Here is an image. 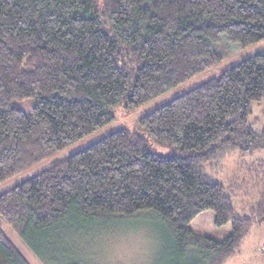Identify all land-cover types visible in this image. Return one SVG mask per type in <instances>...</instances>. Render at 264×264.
Wrapping results in <instances>:
<instances>
[{
    "label": "trees",
    "instance_id": "obj_1",
    "mask_svg": "<svg viewBox=\"0 0 264 264\" xmlns=\"http://www.w3.org/2000/svg\"><path fill=\"white\" fill-rule=\"evenodd\" d=\"M221 37L263 40L264 0H0V184L48 160L0 194V216L44 264L71 229L145 211L168 225L178 264H225L264 224L263 158L243 163L242 184L208 170L264 154V128L249 123L264 100V51L48 165L112 123L114 107L137 109L219 64ZM29 99V112L14 106ZM246 192L258 200L239 211ZM206 211L216 228L231 224L223 240L193 229ZM0 264H31L1 225Z\"/></svg>",
    "mask_w": 264,
    "mask_h": 264
},
{
    "label": "rangeland",
    "instance_id": "obj_2",
    "mask_svg": "<svg viewBox=\"0 0 264 264\" xmlns=\"http://www.w3.org/2000/svg\"><path fill=\"white\" fill-rule=\"evenodd\" d=\"M221 39L215 44L216 51L222 55V61L207 71L189 79L187 82L170 90L162 96L145 103L134 110H128L123 103L113 108L115 120L109 125L69 145L67 148L53 153L51 160L65 158L76 154L100 139L124 128L132 129L139 119L149 112L171 102L175 97L202 85L210 79L219 76L224 70L241 60L264 51V39L248 47H242ZM34 100L18 101L14 106L25 112L31 110ZM250 125L257 131L264 128V100L253 105V113L249 118ZM153 148L160 154H170V149L157 141H152ZM264 154L243 157L236 152L227 156L217 168H208L209 173L216 178L231 184L235 181L242 184L245 172V163H252ZM48 162V160L46 161ZM46 162L37 164L33 168L22 172L11 180L0 184V194L12 189L23 180L39 172ZM244 169V171L242 170ZM239 178V179H238ZM248 181V178H247ZM258 200L257 193H241L237 199L239 211L248 210ZM215 213L206 211L200 214L192 223L193 229L203 235L223 240L231 232V224L216 228L214 225ZM153 211H145L132 218H107L92 225L80 226L71 229L64 238L56 239L55 254L51 256L56 264H97L93 258L95 249L102 244L122 249L139 247L145 240L151 242L153 251L152 264H178L184 258L180 257L175 240L168 225ZM0 225L6 230L14 244L20 249L31 264H44L22 241V239L8 226L0 216ZM264 226V224H261ZM225 264H264V233L258 231L255 225L250 234L244 239L237 252L227 259Z\"/></svg>",
    "mask_w": 264,
    "mask_h": 264
},
{
    "label": "clouds",
    "instance_id": "obj_3",
    "mask_svg": "<svg viewBox=\"0 0 264 264\" xmlns=\"http://www.w3.org/2000/svg\"><path fill=\"white\" fill-rule=\"evenodd\" d=\"M150 244V241L145 240L141 246L127 250L102 244L95 249L93 258L97 264H152Z\"/></svg>",
    "mask_w": 264,
    "mask_h": 264
},
{
    "label": "crops",
    "instance_id": "obj_4",
    "mask_svg": "<svg viewBox=\"0 0 264 264\" xmlns=\"http://www.w3.org/2000/svg\"><path fill=\"white\" fill-rule=\"evenodd\" d=\"M256 226H257L258 231L260 230V233H264V226L263 225L257 224Z\"/></svg>",
    "mask_w": 264,
    "mask_h": 264
},
{
    "label": "water",
    "instance_id": "obj_5",
    "mask_svg": "<svg viewBox=\"0 0 264 264\" xmlns=\"http://www.w3.org/2000/svg\"><path fill=\"white\" fill-rule=\"evenodd\" d=\"M58 160H60V158H55V159L51 160V161L48 163V165H51V164L57 162Z\"/></svg>",
    "mask_w": 264,
    "mask_h": 264
}]
</instances>
